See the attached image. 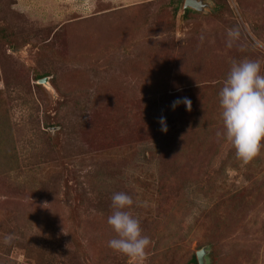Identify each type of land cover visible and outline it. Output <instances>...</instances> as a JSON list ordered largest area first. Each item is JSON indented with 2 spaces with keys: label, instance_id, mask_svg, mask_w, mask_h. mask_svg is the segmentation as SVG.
<instances>
[{
  "label": "rangeland",
  "instance_id": "1",
  "mask_svg": "<svg viewBox=\"0 0 264 264\" xmlns=\"http://www.w3.org/2000/svg\"><path fill=\"white\" fill-rule=\"evenodd\" d=\"M195 1L83 18L75 0H0V264H264V147L245 162L217 136L232 62L264 75V0ZM120 192L142 260L108 247Z\"/></svg>",
  "mask_w": 264,
  "mask_h": 264
},
{
  "label": "clouds",
  "instance_id": "2",
  "mask_svg": "<svg viewBox=\"0 0 264 264\" xmlns=\"http://www.w3.org/2000/svg\"><path fill=\"white\" fill-rule=\"evenodd\" d=\"M237 36V32H229V37ZM257 45L264 47L261 42H257ZM261 68L258 60L233 61L218 92L223 130L217 132V136L227 140L235 149L236 156L245 162L257 156L264 147V75L261 74ZM191 103L187 97L178 98L173 101L171 108L175 110L183 104L190 111ZM159 123L161 131L166 133V118L161 117ZM133 203V198L127 193L120 192L112 196L113 212L107 223L115 237L108 241V247L114 252L142 260L151 241L142 234L140 221L125 210ZM10 240V236L5 237V242Z\"/></svg>",
  "mask_w": 264,
  "mask_h": 264
},
{
  "label": "crops",
  "instance_id": "3",
  "mask_svg": "<svg viewBox=\"0 0 264 264\" xmlns=\"http://www.w3.org/2000/svg\"><path fill=\"white\" fill-rule=\"evenodd\" d=\"M19 3L17 4V9L19 11L23 12H27L29 11L27 6H26V2L29 0H25L23 2H21L22 0H18ZM51 2H54L55 6H57V0H49ZM145 1H149V0H144ZM95 2H97V0H75V7L77 9V13L79 16H82L83 18H88L89 15L93 12V7L95 6ZM54 15V14H53Z\"/></svg>",
  "mask_w": 264,
  "mask_h": 264
},
{
  "label": "water",
  "instance_id": "4",
  "mask_svg": "<svg viewBox=\"0 0 264 264\" xmlns=\"http://www.w3.org/2000/svg\"><path fill=\"white\" fill-rule=\"evenodd\" d=\"M194 10V11H197V10H200V7H199V4L195 1V0H185V3H184V10ZM46 79L43 81L45 82ZM205 254L204 252H199L197 254V261H198V264H204V257Z\"/></svg>",
  "mask_w": 264,
  "mask_h": 264
},
{
  "label": "trees",
  "instance_id": "5",
  "mask_svg": "<svg viewBox=\"0 0 264 264\" xmlns=\"http://www.w3.org/2000/svg\"><path fill=\"white\" fill-rule=\"evenodd\" d=\"M189 12H186V14ZM191 264H198L196 257L194 256L193 259L191 260Z\"/></svg>",
  "mask_w": 264,
  "mask_h": 264
}]
</instances>
